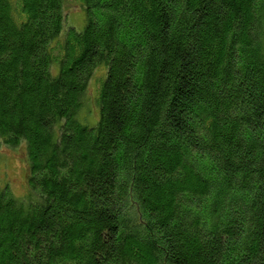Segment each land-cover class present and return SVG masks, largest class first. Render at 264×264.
I'll list each match as a JSON object with an SVG mask.
<instances>
[{
	"label": "trees",
	"instance_id": "1",
	"mask_svg": "<svg viewBox=\"0 0 264 264\" xmlns=\"http://www.w3.org/2000/svg\"><path fill=\"white\" fill-rule=\"evenodd\" d=\"M75 2L0 0V264H264V0Z\"/></svg>",
	"mask_w": 264,
	"mask_h": 264
},
{
	"label": "rangeland",
	"instance_id": "2",
	"mask_svg": "<svg viewBox=\"0 0 264 264\" xmlns=\"http://www.w3.org/2000/svg\"><path fill=\"white\" fill-rule=\"evenodd\" d=\"M68 18L72 22L75 28L79 31V27L84 26L85 18L82 16L81 8L75 2V0H70L69 5L67 6ZM72 24V25H73ZM73 25V26H74ZM78 27V28H77ZM103 74V69H96L94 78L91 80L87 87L86 92V107L82 111L81 116L86 117L90 122H94L98 118V111L96 107V78H100ZM1 154L0 160V181L2 185L5 183L11 187V191L16 198H24L28 194L27 186V165L25 162L26 152L24 151L23 146H18L16 148H7L5 147Z\"/></svg>",
	"mask_w": 264,
	"mask_h": 264
}]
</instances>
